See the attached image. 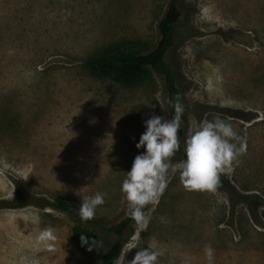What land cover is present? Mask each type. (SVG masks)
Listing matches in <instances>:
<instances>
[{
  "label": "rangeland",
  "instance_id": "rangeland-1",
  "mask_svg": "<svg viewBox=\"0 0 264 264\" xmlns=\"http://www.w3.org/2000/svg\"><path fill=\"white\" fill-rule=\"evenodd\" d=\"M169 0H0V200L20 192L22 207L0 208V264H97L115 239L104 228L127 215L122 181L134 158L145 121L170 119L164 79L136 86L99 79L85 60L104 46L141 40L151 50ZM175 68L185 102L179 141L185 148L192 121L230 123L247 143L238 165L220 177L215 193L188 191L179 172L169 173L157 204L133 221L119 256L160 251L157 264H264V0H181ZM254 113L251 120L237 114ZM180 161L179 154L172 158ZM106 193L95 210L97 225L81 220L82 196ZM65 196L78 217L41 205ZM162 219L164 222H162ZM81 223L99 243L82 253L70 242ZM47 227L51 247L37 242Z\"/></svg>",
  "mask_w": 264,
  "mask_h": 264
},
{
  "label": "clouds",
  "instance_id": "clouds-1",
  "mask_svg": "<svg viewBox=\"0 0 264 264\" xmlns=\"http://www.w3.org/2000/svg\"><path fill=\"white\" fill-rule=\"evenodd\" d=\"M174 108L175 115L171 119L153 114L145 121L146 131L136 145L145 151L134 158L132 168L126 172L121 185L128 214L145 225L150 216L144 209L159 202L167 187L169 173L179 172L180 183L188 191L215 193L221 174L232 171L247 150L246 140L230 123L219 118L199 123L192 121L185 140L186 158L173 163L172 158L180 147L178 131L184 111L179 101ZM105 196L106 193L96 192L81 197L79 215L82 221L94 218L96 208L106 202ZM55 239L51 227L42 229L36 237L37 242L48 247ZM82 240L87 243L84 237ZM204 254L208 264H214L211 246H205ZM160 255L163 253L154 250L150 243L148 247L139 249L131 261H125L122 255L113 264H157Z\"/></svg>",
  "mask_w": 264,
  "mask_h": 264
},
{
  "label": "trees",
  "instance_id": "trees-1",
  "mask_svg": "<svg viewBox=\"0 0 264 264\" xmlns=\"http://www.w3.org/2000/svg\"><path fill=\"white\" fill-rule=\"evenodd\" d=\"M181 0H169L163 16L158 22L160 38L156 45L147 50L146 43L141 40H123L113 42L104 46L100 51L89 56L84 65L89 73L99 79L112 78L125 86H136L149 81L154 74L163 77L165 89L168 94L167 108L170 119L175 115L174 105L179 101L183 106V113L192 110V106L185 102L182 96V87L175 68L167 60L169 53L175 46V24L180 18ZM245 120H251L255 114L250 112L246 114L231 115ZM180 147L176 151L180 159H185L183 141H179ZM175 153V154H176ZM221 184L232 196L249 202L252 194L238 193L228 180L220 177ZM30 204L29 201L22 198L18 191V196L14 200H0V208L4 207H22ZM41 205L49 206L53 209L63 211L75 217L73 205L62 195L55 196L52 200H45ZM134 219L127 215L120 221L104 228L107 232L114 234L115 239L106 247L99 256L97 264H113L119 256L120 249L125 239L130 235ZM85 222L97 225L94 219ZM85 238L87 243L82 240ZM70 242L82 253L92 252L99 243L98 233L86 225L77 223L72 228ZM91 249V250H89Z\"/></svg>",
  "mask_w": 264,
  "mask_h": 264
}]
</instances>
